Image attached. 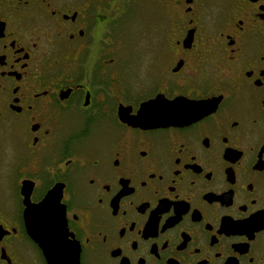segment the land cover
Masks as SVG:
<instances>
[{
    "label": "flooded vegetation",
    "instance_id": "flooded-vegetation-1",
    "mask_svg": "<svg viewBox=\"0 0 264 264\" xmlns=\"http://www.w3.org/2000/svg\"><path fill=\"white\" fill-rule=\"evenodd\" d=\"M0 264H264V0H0Z\"/></svg>",
    "mask_w": 264,
    "mask_h": 264
},
{
    "label": "water",
    "instance_id": "water-1",
    "mask_svg": "<svg viewBox=\"0 0 264 264\" xmlns=\"http://www.w3.org/2000/svg\"><path fill=\"white\" fill-rule=\"evenodd\" d=\"M188 112L186 111V115L190 121L198 119L200 117L201 112L203 111V107L198 105V103H188ZM180 101H176L173 103H169V120L170 121H182L186 120L185 118L180 116Z\"/></svg>",
    "mask_w": 264,
    "mask_h": 264
}]
</instances>
